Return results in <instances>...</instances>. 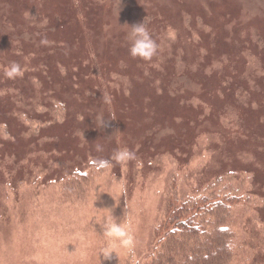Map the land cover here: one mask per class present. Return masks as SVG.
Returning a JSON list of instances; mask_svg holds the SVG:
<instances>
[{
  "label": "rangeland",
  "instance_id": "rangeland-1",
  "mask_svg": "<svg viewBox=\"0 0 264 264\" xmlns=\"http://www.w3.org/2000/svg\"><path fill=\"white\" fill-rule=\"evenodd\" d=\"M226 193L223 264H264V0H0V264H99L111 213L102 264H151L170 200Z\"/></svg>",
  "mask_w": 264,
  "mask_h": 264
},
{
  "label": "trees",
  "instance_id": "trees-1",
  "mask_svg": "<svg viewBox=\"0 0 264 264\" xmlns=\"http://www.w3.org/2000/svg\"><path fill=\"white\" fill-rule=\"evenodd\" d=\"M222 195L170 200L157 231L159 243L165 246L151 264H223L228 260L233 236L228 220L232 208L243 199L232 193ZM192 240L193 246L204 250L183 251L181 244Z\"/></svg>",
  "mask_w": 264,
  "mask_h": 264
},
{
  "label": "clouds",
  "instance_id": "clouds-1",
  "mask_svg": "<svg viewBox=\"0 0 264 264\" xmlns=\"http://www.w3.org/2000/svg\"><path fill=\"white\" fill-rule=\"evenodd\" d=\"M130 31L127 33V40L129 42V55L132 58H139L144 61H150L158 50V45L149 33L145 20L142 23H138L132 26H128ZM8 76L20 74L19 66L13 65L6 73ZM105 125V119H101V126ZM132 153L127 149L118 150L113 159L118 162H125L132 157ZM110 161H103L101 167H110ZM110 195V194H109ZM111 196V195H110ZM112 197V196H111ZM111 220L100 225V235L111 243L102 247L97 253L99 264L103 261H109L112 259V255L117 256V245H123L131 247L132 237L129 232L126 231L124 224L118 218L114 217L111 213Z\"/></svg>",
  "mask_w": 264,
  "mask_h": 264
}]
</instances>
